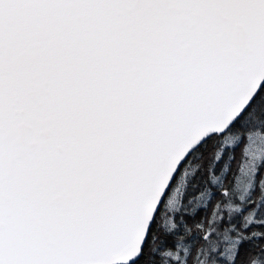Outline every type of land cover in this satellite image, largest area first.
Masks as SVG:
<instances>
[{"label": "snow or ice", "instance_id": "snow-or-ice-1", "mask_svg": "<svg viewBox=\"0 0 264 264\" xmlns=\"http://www.w3.org/2000/svg\"><path fill=\"white\" fill-rule=\"evenodd\" d=\"M0 264H264V0H0Z\"/></svg>", "mask_w": 264, "mask_h": 264}]
</instances>
